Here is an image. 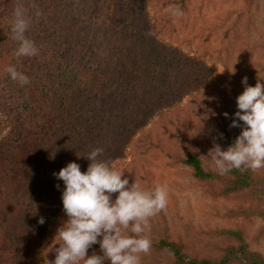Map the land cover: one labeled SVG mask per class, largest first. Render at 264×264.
<instances>
[{
    "label": "trees",
    "instance_id": "16d2710c",
    "mask_svg": "<svg viewBox=\"0 0 264 264\" xmlns=\"http://www.w3.org/2000/svg\"><path fill=\"white\" fill-rule=\"evenodd\" d=\"M155 3L162 10L169 3L182 10L187 0ZM17 5L31 17L26 35L40 49L37 57L15 55L19 45L11 26ZM164 26L151 16L148 0H0V122L7 128L0 129V264L54 260L53 249L61 243L57 229L67 216L65 186L53 173L70 162L86 172V156L98 147L112 166L134 139L139 153L162 149L221 112L209 94V68L162 41ZM8 66L27 75L30 84L13 81ZM240 133L241 128L222 125L216 135L228 148ZM170 154L190 166L210 195L264 201V174L234 169L219 175L189 148ZM226 215L264 218V206L240 205ZM212 232L230 241L217 245V256L190 253L185 242L167 235L147 237L151 251L172 255L166 264H264L244 226ZM125 234L132 235L130 229ZM263 237L264 224L254 239Z\"/></svg>",
    "mask_w": 264,
    "mask_h": 264
},
{
    "label": "rangeland",
    "instance_id": "374dc122",
    "mask_svg": "<svg viewBox=\"0 0 264 264\" xmlns=\"http://www.w3.org/2000/svg\"><path fill=\"white\" fill-rule=\"evenodd\" d=\"M155 1L148 0V7L151 16L165 25L160 39L207 65L210 70L209 94L218 99L221 112L208 122L194 124L183 139L174 138L164 148L150 153L135 151L134 139L123 151L122 159L112 162L111 167L123 171V178H128L130 184L136 180L146 191L157 185H167L168 207L149 220L147 236L157 239L167 235L185 242L190 253L217 256V245L230 241L212 230L244 226L250 248L264 254V237L254 239L264 218L255 216L246 220L226 215L230 208L264 206V201L257 204L238 197H214L192 175L189 165L170 154L183 155L189 148L202 158L206 167L214 169L208 156L214 147L213 141L227 150L216 132L221 131L222 125L232 123L231 115L237 111L236 98L245 90L243 78L247 77L250 86L264 83V0H253L251 4L246 0H187L179 17L172 14L176 4H165L162 10V5L159 8ZM226 112L228 118L224 115ZM3 127L0 122V129L5 132L7 128ZM257 172L264 174V169ZM116 195L118 193L112 198ZM93 253L101 255L102 252L97 247L90 248L88 255ZM171 260L172 255L164 249L151 251L149 255L141 254V264H166ZM106 264L110 262L106 261Z\"/></svg>",
    "mask_w": 264,
    "mask_h": 264
},
{
    "label": "clouds",
    "instance_id": "9594fccd",
    "mask_svg": "<svg viewBox=\"0 0 264 264\" xmlns=\"http://www.w3.org/2000/svg\"><path fill=\"white\" fill-rule=\"evenodd\" d=\"M172 14L179 17L182 12L177 7L172 9ZM13 17L12 39L19 45L16 57L39 56L40 49L26 35L31 26L28 10L17 5ZM6 72L21 86L31 82L15 66H8ZM242 84L245 90L236 98L237 111L229 125L242 131L227 150L214 140L208 154L219 175H227L234 169L253 172L264 169V83L250 86L244 77ZM224 115L229 117L227 112ZM103 152L104 149L98 147L86 156L90 161L86 172L81 171L78 163L70 162L53 173L65 186L62 203L67 220L57 229L55 238L62 243L55 248V259L49 264H106V261L141 264V254L151 253L152 240L146 232L150 228L149 220L168 207L167 185L146 191L136 180L130 184L128 178H123V171L100 158ZM56 187L59 189L60 185ZM117 193L113 199V194ZM38 223L43 225L45 218L40 217ZM129 229L132 235H124ZM96 244L102 255L89 256V249Z\"/></svg>",
    "mask_w": 264,
    "mask_h": 264
}]
</instances>
